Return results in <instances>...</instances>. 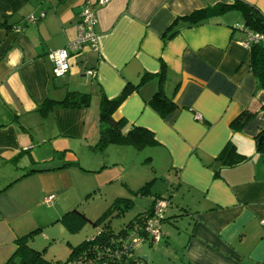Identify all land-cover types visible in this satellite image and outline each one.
Instances as JSON below:
<instances>
[{
    "label": "crops",
    "instance_id": "obj_1",
    "mask_svg": "<svg viewBox=\"0 0 264 264\" xmlns=\"http://www.w3.org/2000/svg\"><path fill=\"white\" fill-rule=\"evenodd\" d=\"M234 1L0 0V264L17 237L36 229L29 246L64 261L72 246L94 235L78 240L80 229L70 231L64 214L77 209L89 219L90 210L80 207L91 199L96 208L107 207L101 195L111 184L128 197L151 182L149 206L154 195L162 197L153 184L169 173L178 183L171 192L184 193L179 211L165 217L181 216L161 223L157 242L174 235L164 224L188 220L176 235L181 256L172 264H264V149L257 146L264 90L256 88L243 45L245 11L231 7ZM237 1L264 17V0ZM88 2L96 10L97 47L69 51L68 71L55 77L47 53L76 38L79 11ZM126 86L130 93L112 117L126 123L123 131L144 127L155 143L141 150L111 144V159L106 151L113 147L94 146L100 101ZM69 91L88 93L89 104L38 109ZM156 93L173 103L165 116L149 104ZM246 108L253 117L233 130L230 122ZM228 142L242 161L216 160ZM88 149L105 151L104 157L82 164ZM49 194L54 199L46 204Z\"/></svg>",
    "mask_w": 264,
    "mask_h": 264
},
{
    "label": "trees",
    "instance_id": "obj_2",
    "mask_svg": "<svg viewBox=\"0 0 264 264\" xmlns=\"http://www.w3.org/2000/svg\"><path fill=\"white\" fill-rule=\"evenodd\" d=\"M231 7L245 11L246 20L244 26L253 31H264V17L255 11H251L244 3L234 1ZM196 11L192 16L199 14ZM250 51V67L256 79V88L264 90V44H252ZM130 93V89L126 86L122 92L113 99L101 98L99 111V135L95 149L102 151L108 145H125L132 146L137 150H141L146 146L155 143L153 135L150 131L141 126L131 125L126 131H123L126 123L123 120H116L112 117V113L121 104V102ZM54 104L62 107H82L89 104V94L79 91H69L60 101L46 98L39 106V110L48 111ZM150 106L165 116L173 108L171 99L165 98L163 95L156 93L149 100ZM254 112L251 109H244L237 117L230 122L233 130H240L253 117ZM260 148L264 149V143ZM244 159V156L235 151L232 144L226 143L222 152L216 157L220 164L232 165ZM151 182H147L133 192L134 195L146 196L150 195ZM151 204L143 211L136 213L122 228L115 231L109 221L110 216H121L134 207V200L131 197H117L102 212V214L93 221V225L98 226L97 231L79 244L72 246L68 257L64 261H52L44 257L42 251L31 248L28 244L34 233L38 230L30 231L15 239L16 248L12 255L4 262V264H132L141 261L140 257L134 253V241L140 239L142 242L152 244L154 241L146 231V226L150 219L155 215L154 204L158 195ZM166 199V198H164ZM167 200V199H166ZM168 204H169V200ZM168 204L166 208L168 207ZM166 208L161 223L167 219L176 218L180 215L165 217ZM70 217V218H69ZM62 220L67 221L68 229L72 232L88 219L82 211L73 209L64 214ZM70 223H69V222Z\"/></svg>",
    "mask_w": 264,
    "mask_h": 264
},
{
    "label": "rangeland",
    "instance_id": "obj_3",
    "mask_svg": "<svg viewBox=\"0 0 264 264\" xmlns=\"http://www.w3.org/2000/svg\"><path fill=\"white\" fill-rule=\"evenodd\" d=\"M109 147L111 151H106V153H110V158L112 159L113 156H115V150L114 146L110 145ZM103 151L101 154H98L97 152H91V149L86 150V159H81L82 164H86L88 161H92L91 157H99L103 158L102 154L104 155ZM95 159V158H94ZM84 166V165H83ZM94 166V165H93ZM100 166V165H99ZM103 177V176H101ZM117 186L108 185L105 190L102 191V199L103 200H108L109 205L114 201V198L117 194L121 192L118 186V184H115ZM174 185L175 187L178 185L177 183V177L173 173H169L168 175H159L157 180L152 186V191H156L159 193L162 197L166 198L169 200L168 207L166 208V213H172V212H178L179 210L177 209V202L181 201V195L183 190L179 188L178 192L172 193L171 191L174 190ZM172 193V194H170ZM119 196V195H117ZM120 197V196H119ZM131 197L134 200V207L130 209L128 212H126L124 215L121 216H110L109 221L112 226V228L115 231H118L120 228H122L136 213L143 211L145 208L148 207V204L151 201L150 196H144V197H137L133 195H128V198ZM126 198V197H125ZM95 199H100V195L98 194ZM92 199L88 200L86 204H84L80 209L84 210H90L91 214L89 215V219L84 222L80 227H79V237L78 240H82L84 234H88L91 236V234H94L97 231L98 226L93 225V221L96 220L97 217H99L102 212L106 209V207H97L95 205H92ZM90 204V206H89ZM106 206V205H105ZM96 214V215H94ZM187 219L186 216H182L178 218V220L175 222L176 226H172L171 223L164 224V226L169 227L171 226V229L174 232V235L168 239L167 242L165 243L164 240L162 239L161 242H153L152 244H148L146 242H137L134 244V252L136 256L140 257V259H143V261L135 262L132 264H172L173 260L176 261L177 258L181 256V245H182V236L177 237L176 235L180 234V230H183L184 227L187 225ZM166 223V222H165Z\"/></svg>",
    "mask_w": 264,
    "mask_h": 264
},
{
    "label": "built area",
    "instance_id": "obj_4",
    "mask_svg": "<svg viewBox=\"0 0 264 264\" xmlns=\"http://www.w3.org/2000/svg\"><path fill=\"white\" fill-rule=\"evenodd\" d=\"M108 0H98L100 5H104ZM42 16L43 13H40ZM27 20L34 21L35 16L30 15L27 17ZM97 22L96 10L93 4L84 3L79 11V21L77 24V35L76 38L70 42L66 47H60L48 51L47 57L52 63V74L55 77L63 76L69 69L68 63V54L69 51L80 50L83 46L89 45L92 48H96L98 44V35L95 31V26ZM239 28H245L243 25ZM246 30V40L243 42V45L247 48H250L252 44H264V31H253L250 29ZM87 74L93 75V70H87ZM196 119H201L198 113L195 114ZM54 199V194H49L44 198L46 204L51 203ZM168 204V201L164 198H158L154 204L155 215L152 219L149 220L146 231L152 237L154 242H157L160 238V219L163 217L165 208ZM137 242H142L140 239L134 241V244ZM109 264V263H103Z\"/></svg>",
    "mask_w": 264,
    "mask_h": 264
},
{
    "label": "water",
    "instance_id": "obj_5",
    "mask_svg": "<svg viewBox=\"0 0 264 264\" xmlns=\"http://www.w3.org/2000/svg\"><path fill=\"white\" fill-rule=\"evenodd\" d=\"M262 140H264V135H260V136L257 138V146H260V145H261Z\"/></svg>",
    "mask_w": 264,
    "mask_h": 264
}]
</instances>
